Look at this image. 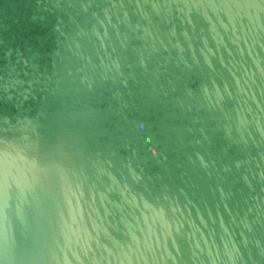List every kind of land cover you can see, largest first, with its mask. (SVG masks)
I'll list each match as a JSON object with an SVG mask.
<instances>
[{"label":"clouds","instance_id":"obj_1","mask_svg":"<svg viewBox=\"0 0 264 264\" xmlns=\"http://www.w3.org/2000/svg\"><path fill=\"white\" fill-rule=\"evenodd\" d=\"M264 261V0H0V264Z\"/></svg>","mask_w":264,"mask_h":264},{"label":"water","instance_id":"obj_2","mask_svg":"<svg viewBox=\"0 0 264 264\" xmlns=\"http://www.w3.org/2000/svg\"><path fill=\"white\" fill-rule=\"evenodd\" d=\"M258 260V264H264V261H259V258H256Z\"/></svg>","mask_w":264,"mask_h":264}]
</instances>
